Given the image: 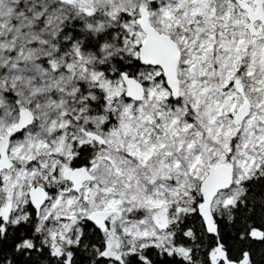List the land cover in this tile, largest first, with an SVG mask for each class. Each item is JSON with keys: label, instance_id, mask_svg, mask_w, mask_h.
<instances>
[{"label": "snow or ice", "instance_id": "snow-or-ice-1", "mask_svg": "<svg viewBox=\"0 0 264 264\" xmlns=\"http://www.w3.org/2000/svg\"><path fill=\"white\" fill-rule=\"evenodd\" d=\"M0 264H264V0H0Z\"/></svg>", "mask_w": 264, "mask_h": 264}]
</instances>
